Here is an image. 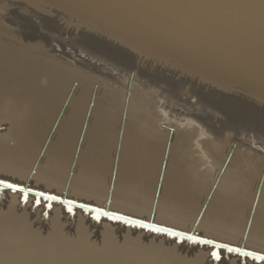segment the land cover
I'll return each mask as SVG.
<instances>
[{
  "label": "bare ground",
  "instance_id": "bare-ground-1",
  "mask_svg": "<svg viewBox=\"0 0 264 264\" xmlns=\"http://www.w3.org/2000/svg\"><path fill=\"white\" fill-rule=\"evenodd\" d=\"M69 1L103 17L117 29L151 44L159 51H167V54L169 52L180 60L188 62L192 68L214 79L215 82L223 83V80H227L232 84L248 86L264 93V0ZM57 3H61L60 0ZM45 17L48 19L47 16ZM50 34L52 35L51 32ZM51 35L47 37L49 47L50 42L54 40ZM40 38L44 39L43 43L46 41L45 37ZM61 42L65 44L64 41ZM74 42L77 43L75 40ZM101 45L98 44L95 49H86L84 44L83 49L76 47V51L81 53L80 57L79 53L78 59L70 55L75 65L72 64L73 62H68L70 65L59 64L58 59L53 61L51 58V63L55 66L54 71H51L52 78L49 77L45 85L47 95L45 101L31 99L26 113L22 112L19 125L8 134H0V180L15 184L22 183L19 185L24 188L71 201L77 199L79 195L88 194L84 199L89 197L87 200L92 199V201L77 199L75 203L102 208L106 212L178 230L204 240H212L214 244L231 246L228 242H221L223 238L215 239L216 236L218 238L227 234L228 237H238L240 240L243 239V243H237L245 246L240 248L233 245L234 247L244 249L253 246L250 247L252 249L246 248L248 249L246 251L264 255V151H262L264 150V111L260 110L259 114L255 109L256 111H253L255 114H251L253 116L245 115L248 109L244 115L238 113L239 110L234 109L235 105L231 106L232 100L239 104L234 100L235 97L222 92L220 94L198 92L199 95L194 103L188 99L180 100V97H177V87L171 84L172 81L171 83L166 81L164 76L158 73L149 74L145 71H140L139 74L131 72L130 77L145 86L147 90L141 91L135 87L137 92H132L127 86L122 85L126 82L124 72L134 67L131 58L124 53L125 51ZM58 46L52 48L56 47L57 50ZM70 46L67 45L64 49L68 50L67 54L70 52L69 54L74 55L75 51H72ZM93 57L97 63L91 61ZM9 65L11 66L10 63ZM96 70L99 72L96 73ZM65 73L73 75L74 79L77 78L78 84L65 104L63 120L56 128L42 158L44 157L46 163L51 161L65 163L67 166L68 161L73 159L76 143L81 137L80 149L69 180L64 173V170L68 169L60 164L39 167L38 170L29 173L30 162L36 157L44 138L46 128L42 121L47 117L45 107L50 102L58 105L60 101L63 103V100L67 99V97L62 98L66 94L65 89L70 78V75L68 78ZM94 83L97 84L94 93L96 97L94 96L92 106L86 114ZM126 88L129 90H125ZM190 96L188 95V98ZM246 105L244 104L245 107ZM182 108L186 110L183 114L179 113ZM240 110L244 109L240 108ZM174 115L178 117L176 121L188 116L195 122L189 120L182 123L172 122L171 117ZM84 121L86 126L81 136ZM225 130L228 131L227 136L224 135ZM203 133L209 135L206 137ZM7 139L14 141L15 144H9ZM234 142L237 148L231 147ZM242 146H245L243 151ZM218 174L221 175V181L216 179ZM40 179L46 188L43 185H34L33 182H40ZM52 184L55 185L53 190L57 187L56 191H50ZM64 187H66L65 193L61 195ZM256 198L257 200L253 201ZM35 200L36 197L30 194L25 202L21 193L0 187V264H219L220 262L242 264L246 259L249 264H264V261L229 253L227 249H216L214 244L181 240L167 233L134 227L103 216L97 221L93 219L95 213L86 212L75 205L73 211L69 213L68 205L62 203L63 200L48 201L41 198L39 205ZM252 202H256L254 210L251 209ZM49 203L51 207H48ZM202 206L204 211L201 209L202 215H198L200 219L195 215L199 222L197 221L196 227L194 225V230L188 231L187 223L192 218L196 219L193 216L194 212H199ZM141 209L146 211L151 209V213L154 212L152 217L155 218L160 215L169 220H181L178 224L185 221L186 229H183L185 228L183 224H181L182 228H178L181 226L177 223V227L170 226L169 223L168 225L160 223L162 221L158 222V218L157 222L153 218L143 219L137 216L140 211L142 212ZM250 210L253 212L247 226ZM75 215L78 219L73 221ZM171 221L175 222V220ZM97 225L102 228L95 235H91L93 232L90 233V229L94 231L93 227ZM123 225L144 231L145 235L159 237L160 240L156 238L154 240L152 237L148 241V237L144 242L145 240L142 241L129 234L119 240L114 230H119ZM199 225L203 227L199 228L201 227ZM127 229L129 231V228ZM139 233L136 234L140 235ZM208 233L215 238L209 237L211 235ZM173 240L176 245L179 243L181 246H186L194 254L185 255L179 253L180 251L177 252L175 245L169 244ZM211 250L219 252L221 255L219 261L212 257ZM232 255H238L237 262L229 261Z\"/></svg>",
  "mask_w": 264,
  "mask_h": 264
},
{
  "label": "rangeland",
  "instance_id": "rangeland-1",
  "mask_svg": "<svg viewBox=\"0 0 264 264\" xmlns=\"http://www.w3.org/2000/svg\"><path fill=\"white\" fill-rule=\"evenodd\" d=\"M57 2H59V0H56ZM56 1L54 0H0V27L2 30L5 29V27H7L4 31H2L0 29V49L1 48H5V49H1L0 50V83H1V86H0V134L1 135H5V134H8L10 132H12L20 123L21 121V117H22V112H25L27 111L28 107L30 106V102L33 100V101H40L43 100L45 101V97H47L46 93H45V85L47 83V81H49L50 78H52L51 74L52 72L51 71H54L53 70V67L55 65H53L51 63V61L53 59H58V62L59 64H69L70 62L72 63L73 59L71 58V56L73 58H79L81 53H79L78 51H76L77 48H82L84 46V48L86 49H95L97 48L98 44L99 46L102 44V45H105L110 48H115V49H119L121 51H125L124 53L128 54V56L131 58V61L132 63L134 64V67L126 70L124 72V78L126 82L122 83V85H125L127 86L130 91L132 92H137V88L135 87H138L141 91L142 90H147L145 86L143 85H140L141 83H137V81H134V79H132L130 77V74L131 72H135V74H139L141 72H147L149 74H160L162 75V77L164 76V79L166 81H169L171 84H174L176 85L177 89V97L180 99V100H189V101H192L193 103L196 101L197 99V95H199V93H207V94H220L221 92L223 94H227L228 96H231L233 95L232 97H235L234 100H237V103L239 104H236V101H231L233 105H231L232 107L235 105L234 109H236L237 111L239 110L238 113L241 112V114L244 115L245 111H247L248 109V112L245 113L246 116H253L251 114H255V112H253L255 109L256 113H259L261 111H264V106L262 104H264V93L261 92V91H258V90H255V89H252L248 86H243L241 87L238 86L239 84H232V82H228L227 80H223V83H218V82H215L214 79H210V77L208 76H205L204 74H201L199 71H197L196 69L192 68V65L189 64L188 62H185V61H182L180 60L177 56L175 57L174 55H171V53L168 52L167 54V51H162L155 47H153L151 44L145 42V41H142V40H139V39H136L126 33H124V31L122 30H119L117 29L116 27H114L110 22H108L106 19H104L103 17H100V16H97L96 14H94L93 12H91L90 10L84 8V7H81L79 6L78 4L74 3V2H71L69 0H60L61 3H57ZM69 1V2H68ZM68 2L69 5H71L70 7H68L69 5L66 4ZM66 4L64 6V4ZM7 4V5H6ZM46 5V6H45ZM75 5V7L73 6ZM2 6V7H1ZM79 8V9H78ZM10 9V10H9ZM81 9H84V10H81ZM26 10V11H25ZM79 10V11H78ZM9 12V13H8ZM22 14V15H21ZM39 14V15H38ZM94 15V16H93ZM3 16V17H2ZM22 16V18H21ZM36 16V17H35ZM38 16H40V18H38ZM48 19H46V17ZM28 17V18H27ZM42 17V18H41ZM43 17H44V20H43ZM32 18V19H31ZM91 18V19H90ZM12 19V20H10ZM28 19V20H27ZM46 19V20H45ZM53 20L52 22L50 20ZM10 20V21H9ZM21 20V21H20ZM23 22V23H20V22ZM35 21V23H34ZM44 21V22H43ZM15 22V23H14ZM25 22V23H24ZM18 23V24H17ZM20 23V24H19ZM45 23V24H44ZM50 23V24H49ZM54 24L52 26V24ZM4 24V25H3ZM17 24V26L15 25ZM22 24V25H21ZM27 24H28V27H27ZM30 24V25H29ZM35 24V25H34ZM36 24H39V25H36ZM43 24V25H42ZM7 25V26H6ZM24 25V26H23ZM42 25V26H41ZM45 25V26H44ZM49 25V26H47ZM51 25V26H50ZM110 25V26H109ZM23 26V28H22ZM31 26H34V27H31ZM37 28H36V27ZM42 28H41V27ZM21 27V28H20ZM55 27V28H54ZM109 27V28H107ZM17 28V29H16ZM20 28V29H18ZM30 28V29H29ZM33 28V29H32ZM39 28V29H38ZM54 28V29H52ZM14 29V30H13ZM52 29V30H51ZM58 29V30H57ZM99 29V30H98ZM113 29V30H112ZM11 30V31H10ZM13 30V31H12ZM23 30H28V32L26 31H23ZM39 30V31H38ZM42 30V32H41ZM51 30V31H50ZM115 30V32H114ZM6 31V32H5ZM15 31V32H14ZM32 31V32H31ZM38 31V32H37ZM45 31L47 33H45ZM56 31V32H55ZM2 32V33H1ZM5 32V33H4ZM8 32V34H7ZM11 32V33H9ZM26 32V34H25ZM37 36H40V37H45V42L43 43L44 39L41 40L40 37H37V36H34L36 35ZM45 34H44V33ZM50 32L52 33V35L50 34ZM117 32V33H116ZM4 33V36L6 38H4V36L2 35ZM24 33V34H23ZM55 33V34H54ZM8 36H7V35ZM14 34V36H13ZM24 36H23V35ZM30 34V35H29ZM32 34H34L32 36ZM41 34L43 36H41ZM54 34V36H53ZM81 34V35H79ZM2 35V36H1ZM15 35L16 38H15ZM26 35V36H25ZM47 35V36H45ZM53 36L54 37V40L50 42V47L48 46L47 44V37L48 36ZM75 35V36H74ZM11 36V37H10ZM23 36V37H22ZM30 36V37H29ZM57 36V37H56ZM2 37V38H1ZM9 37V38H8ZM14 37V38H13ZM79 37V38H78ZM84 37V38H83ZM133 39H132V38ZM24 38V40H23ZM30 40H29V39ZM35 38V39H33ZM40 38V39H39ZM80 38L82 40H80ZM7 39H9L7 41ZM22 41H21V40ZM26 39L28 40L26 41ZM33 39V40H31ZM63 39V40H62ZM78 39V41H77ZM101 39V40H100ZM135 39V40H134ZM68 40V41H67ZM73 40V41H72ZM74 40L77 42L75 43ZM88 40V41H87ZM132 40V42H131ZM5 41V42H4ZM12 41V42H11ZM14 41V42H13ZM17 41V42H16ZM32 41V42H31ZM34 41V42H33ZM36 41H39V42H36ZM41 41H42V45L41 46ZM61 41H64L65 44H62ZM80 41V42H79ZM87 41V42H86ZM99 41V42H98ZM107 41V42H106ZM19 42V43H18ZM24 42V43H23ZM67 42V44H66ZM109 42V43H108ZM141 42V43H140ZM5 43V45H4ZM13 43V44H12ZM16 45H15V44ZM31 43V44H30ZM33 43V44H32ZM87 43H88V46H87ZM91 43V44H90ZM145 43V44H144ZM2 44V46H1ZM22 44L24 46H22ZM26 44V45H25ZM39 44V45H38ZM77 44V45H76ZM84 44V46H83ZM124 44V45H123ZM29 45V46H28ZM32 45V46H31ZM35 47H34V46ZM56 45H59L57 47V50H56V47L53 49L52 46H56ZM67 45H71L72 48L74 46V48L71 50L72 51H75L73 52V54H67L68 50L67 49H64L65 46L67 47ZM101 45V46H102ZM110 45V46H109ZM9 46V47H8ZM28 46V47H27ZM70 46V47H71ZM90 46V47H89ZM133 46V47H132ZM138 46V47H137ZM16 47V48H15ZM32 47V48H30ZM42 47V48H41ZM77 47V48H76ZM123 47V48H122ZM125 47V49H124ZM153 47V49H152ZM11 48V49H10ZM37 48V49H35ZM69 48V47H68ZM39 49V50H38ZM5 50V51H4ZM10 50V51H9ZM12 50V51H11ZM16 50V51H15ZM32 50V51H31ZM48 50V51H46ZM59 50V51H58ZM67 50V51H65ZM70 50V51H71ZM156 50V51H155ZM36 51V52H35ZM44 51V52H43ZM61 51V52H60ZM9 52V53H8ZM15 54H14V53ZM24 52V53H23ZM47 52V53H46ZM161 52V54H160ZM11 53V54H10ZM27 53V55H26ZM33 53V54H32ZM36 53H37V56H36ZM42 53V55H41ZM46 56H44V54ZM57 53V54H56ZM65 55H64V54ZM79 53V55H78ZM165 53V54H164ZM51 54V55H50ZM35 55V56H34ZM49 55V56H48ZM54 57H53V56ZM56 55H58L56 57ZM67 55V56H66ZM69 55V56H68ZM71 55V56H70ZM77 55L79 57H77ZM164 55V56H163ZM8 56V57H7ZM42 56V57H41ZM63 56V57H62ZM76 56V57H75ZM173 56V57H172ZM9 59H7V58ZM19 57V58H18ZM35 57V58H34ZM60 57V58H59ZM24 58V59H23ZM46 58V59H45ZM52 58V60H51ZM63 58V59H62ZM170 58V59H169ZM175 58V60H174ZM13 59V60H12ZM18 59V60H17ZM21 59V60H19ZM31 59V60H30ZM42 59V60H41ZM67 59V60H66ZM75 59V60H77ZM4 60V61H3ZM8 61V64L7 61ZM25 60V62H24ZM39 62H37V61ZM65 60V61H64ZM134 60V61H133ZM170 62H169V61ZM18 61V62H17ZM20 61V62H19ZM41 61V62H40ZM50 61V62H49ZM54 61V60H53ZM67 61V62H66ZM91 61L92 62H96L97 63V60L93 57L91 58ZM16 62V63H13ZM43 62V63H42ZM49 62V63H48ZM57 62V61H56ZM69 62V63H68ZM176 62V63H175ZM9 63L11 64V66L9 65ZM36 63V64H35ZM54 63V62H53ZM75 62H73L72 64H74ZM164 63V64H163ZM179 63V64H177ZM186 66H185V64ZM155 64V65H154ZM177 64V65H176ZM181 64V65H180ZM17 65V66H16ZM22 65V66H21ZM70 65V64H69ZM75 65V64H74ZM136 65V66H135ZM7 66V67H6ZM38 66V67H36ZM40 66H43V67H40ZM11 67V68H9ZM15 67V68H14ZM34 67V68H33ZM52 67V68H50ZM150 67V68H149ZM167 67V68H166ZM170 67V68H169ZM185 67V69H184ZM17 68V69H16ZM25 68V69H24ZM29 68V69H28ZM39 70H37V69ZM144 68V69H143ZM155 68V69H154ZM158 68V69H156ZM162 68V69H161ZM174 68V69H173ZM180 68V70H179ZM193 70H191V69ZM9 69V71L7 70ZM32 69V70H31ZM43 69V70H42ZM148 69V70H147ZM154 69V70H153ZM176 69V70H175ZM13 70V71H12ZM29 70V71H28ZM35 70V72H34ZM48 70V71H46ZM159 70V71H157ZM165 70V71H164ZM172 70V71H171ZM184 70V71H182ZM186 70V71H185ZM195 70V71H194ZM32 71V72H31ZM97 71V70H96ZM95 71V72H96ZM141 71V72H140ZM156 71V72H155ZM168 71V72H167ZM37 72V73H36ZM51 72V73H50ZM59 72V71H58ZM99 71H97L96 73H98ZM162 72V73H161ZM174 72V73H173ZM182 72V73H181ZM28 75H27V74ZM173 73V74H172ZM179 73V74H178ZM188 73V74H187ZM192 73V74H190ZM194 73V74H193ZM200 73V74H199ZM32 74V76H31ZM176 77H175V75ZM186 74V75H185ZM21 75V76H20ZM38 75V76H37ZM44 77H43V76ZM65 75L69 78V75H70V78L69 80L67 81V88L65 89L66 90V94L65 96H63L62 98L64 97H67L66 101L63 100V103L65 101V103H61V101L59 102L58 105H53V103L50 102V104L45 107L46 110H45V114H46V118L45 120H43L42 122L44 127L46 128L45 129V132H44V138L42 140V143L40 145V147L38 148V152L36 154V157L31 160L30 162V171L29 173H32V171H36L39 169V167H44V166H50V165H56V164H60V165H63L64 167L66 166L65 163H55V162H51L49 161L48 163H46L44 161V157L42 158V155L44 156V152L47 148V145L50 143L53 135H54V132L56 131V128L58 127V125L60 124V122L63 120V117H64V114H65V109H66V102L68 101V99L72 96L73 94V90L76 89L77 87V78L74 79V76L71 75V74H66ZM166 75V76H165ZM177 75H180V76H177ZM204 77H203V76ZM29 76V77H28ZM36 76V77H35ZM174 76V77H173ZM201 76V77H200ZM12 77V78H11ZM32 79H31V78ZM41 77V78H40ZM50 77V78H49ZM139 77V76H138ZM169 77V78H168ZM180 77V78H179ZM184 77V78H182ZM197 79H195V78ZM206 77V78H205ZM7 78V79H6ZM200 78V79H199ZM74 79V80H72ZM175 79V80H174ZM181 79V80H180ZM184 79H185V83H184ZM189 81H188V80ZM192 79V81H191ZM3 80V81H2ZM11 80V81H10ZM28 80V81H26ZM37 80V81H36ZM42 80V81H41ZM174 80V81H173ZM180 80V81H179ZM221 80V79H219ZM36 81V82H35ZM39 81V82H38ZM74 81V82H73ZM191 81V82H190ZM199 81V82H198ZM4 82V83H3ZM7 82V83H6ZM20 82V83H19ZM41 82V83H40ZM175 82V83H174ZM185 84H183V83ZM18 83V84H17ZM27 83V84H26ZM44 83V84H43ZM71 83V84H70ZM180 83V84H178ZM191 83H193L191 85ZM231 87H230V85ZM20 84V85H19ZM170 84V85H171ZM211 84V85H210ZM225 84V85H224ZM5 85V86H4ZM33 85V86H32ZM206 85V86H205ZM228 85V86H227ZM233 85V87H232ZM17 86V87H16ZM28 86V87H27ZM42 88H41V87ZM189 86V87H188ZM217 86V87H216ZM26 87V88H25ZM31 87V88H29ZM70 87V88H69ZM96 87H97V84L94 83L93 86H92V97H90V102H89V107L87 109V112L86 114H88V111H89V108L92 106V101L94 99V93L96 92ZM175 87V86H174ZM187 87L189 88L187 90ZM206 87V88H205ZM215 87V88H214ZM237 88V90L235 88ZM244 87V88H243ZM250 89H248V88ZM3 88V89H2ZM5 88V89H4ZM194 88V89H193ZM202 90H201V89ZM205 88V89H203ZM242 88V89H241ZM246 88V89H245ZM7 89V90H6ZM34 89V90H32ZM129 89H125V90H129ZM206 89H209V90H206ZM211 89V91H210ZM239 89V90H238ZM5 90V92H4ZM18 90V91H17ZM26 90V91H25ZM183 90V91H182ZM180 91V93H179ZM236 91V92H235ZM249 91V93L247 92ZM255 91V92H253ZM19 94H18V93ZM30 92V94H29ZM39 92V93H38ZM193 92L190 96V93ZM199 92V93H198ZM217 92V93H216ZM43 93V94H42ZM186 93V94H185ZM189 93V94H188ZM197 93V94H196ZM244 93V94H242ZM252 93V94H251ZM263 95H262V94ZM239 94V95H237ZM260 94V95H259ZM188 95L190 96L188 98ZM193 95V96H192ZM259 95V96H258ZM5 98H4V97ZM243 96V97H242ZM247 98H246V97ZM18 97V98H17ZM96 97V96H95ZM241 97V98H240ZM259 97V98H258ZM36 98V99H35ZM44 98V99H43ZM261 98V99H260ZM32 99V100H31ZM48 99V98H47ZM257 99V100H256ZM18 100V101H16ZM28 100V101H27ZM230 100H231V97H230ZM263 100V101H262ZM169 101V100H166V102ZM240 101V102H239ZM27 102V103H26ZM254 104H253V103ZM22 103V104H21ZM41 103V102H40ZM47 103V101H46ZM161 103V102H160ZM235 103V104H234ZM242 103H244L246 105V107L244 106V104L242 105ZM249 103V104H248ZM252 103V104H251ZM26 104V105H25ZM162 104V103H161ZM164 104V103H163ZM251 104V105H250ZM3 105V106H2ZM169 104H166V106H168ZM240 105V106H239ZM251 107H250V106ZM236 106H239L240 108L244 109V110H240L239 107H236ZM252 106H255L254 109H252L253 107ZM260 106V107H259ZM4 107V108H3ZM160 107V105H159ZM249 107L251 108V110L249 109ZM9 108V109H8ZM21 108V109H20ZM65 108V109H64ZM238 108V109H237ZM246 108V109H245ZM259 108V109H258ZM168 109V108H166ZM261 110V111H260ZM166 111V110H165ZM185 109H180L179 113L181 112L182 114L185 113ZM251 111V112H250ZM10 112V113H9ZM177 113V114H179ZM6 114V116L4 115ZM20 114V116H19ZM10 115V116H8ZM12 115V116H11ZM180 116V115H179ZM12 117V118H11ZM182 117V116H181ZM14 118V119H13ZM19 119V120H18ZM176 119L178 120V117H175V115L173 117H171V121L172 122H186L187 120H189V122H195L193 119L191 118H188V116H184L182 120H179V121H176ZM17 124H15L14 123ZM7 123V124H6ZM4 124V125H3ZM10 124V125H9ZM9 125V127L7 126ZM13 125V126H12ZM54 126V127H53ZM86 126V123L84 121V124L82 126V132H81V136L83 134V130ZM53 128V129H52ZM183 128V127H181ZM202 128V126H201ZM4 131V132H3ZM6 131V132H5ZM49 132V133H48ZM224 132V135L227 136L228 135V131L225 130L223 131ZM204 136H208L209 134L208 133H203ZM8 143L9 144H15L14 141L12 140H8ZM80 142H81V137L80 139H78V142L76 143V149L74 151V156H73V159L69 160L68 161V164L66 166V168L68 169L67 171L64 170V173L67 174V178L68 180L71 178L72 176V172H73V167L75 166V163H76V159H77V155H78V151L80 149ZM232 148L235 147L237 148V144L232 143ZM243 147V148H242ZM241 149L242 151L244 150L245 146H242ZM264 151V150H262ZM37 162V163H36ZM37 166V167H36ZM32 169V170H31ZM71 174V175H70ZM216 179L218 181H221V175L218 174ZM40 182H33L34 185H43V182H41V179L39 180ZM44 181V183H46L45 180H42ZM40 183V184H39ZM19 184H22V183H19ZM55 185H50V188L52 190H49L50 191H56V188L55 190L54 187ZM43 187H45L43 185ZM36 188H39V187H36ZM46 188V187H45ZM66 187H64L63 189V192L60 193L61 195H63L65 193V189ZM110 192H112V190L110 189ZM87 196L88 194H83L82 196H78L77 199H82V200H86L87 202L88 201H92L91 200H87V199H84L86 197L84 196ZM70 197H73V196H70ZM256 197V195L254 196V198ZM90 198H94V197H90ZM76 198H74L73 200L76 201L77 200ZM257 198L253 201H256ZM114 203V202H112ZM116 205H118V203H115ZM256 205V202H252V208L254 210V207ZM254 205V206H253ZM151 208V206H150ZM152 208H154L152 206ZM204 211V206H202L199 210V212L197 211L194 212V217L195 215H197L196 217L198 219H200V217L198 216L200 214V216L202 215V210ZM142 212L140 211L139 213L140 214H137V216L143 218V219H149V220H158V222L161 220L162 222L160 223H166V225H168V223L170 224V226H175L177 227V225H180L183 224V226L186 225V222L184 223L182 221L181 224H178L180 223L179 221L181 220H177V219H171V220H175V222L169 220L167 217L165 218V216L161 217L160 215H157L158 219L155 218V217H152L154 216V212L151 213V209H147L148 211H146V209H141ZM150 210V211H149ZM123 211V210H121ZM201 211V212H200ZM124 212V211H123ZM251 212V213H250ZM249 214H251L246 223L248 221H251V216H252V212L250 210ZM126 213V212H125ZM137 213V212H136ZM147 213V214H146ZM151 213V214H149ZM130 214H134V213H130ZM135 215V214H134ZM150 215V217H149ZM195 217V218H196ZM192 218V220L187 223V225L189 226V229H192L194 230V225L196 227L197 223L199 222L198 220ZM78 219L77 218V215H75L73 217V221H76ZM166 219V220H165ZM168 219V220H167ZM194 219V220H193ZM164 220V221H163ZM196 221V222H195ZM198 221V222H197ZM157 222V221H156ZM172 225H171V223ZM190 222H191V225H190ZM101 223H104V222H101ZM177 223V225H176ZM193 224V225H192ZM186 225V226H187ZM249 225V222L247 224V226ZM128 226V227H127ZM183 226L179 227L178 228H182ZM186 226L185 228L183 227V229H186ZM201 226V225H199ZM116 227V226H115ZM129 228V231H127ZM203 226L199 227V228H202ZM94 231H92V229H90V233H92L91 235H95L98 231H100V229L102 228V226H98L97 227H93ZM130 227L129 225H126V226H122L119 230H114V234H116L115 236L118 237L119 240H121V237L125 236V235H133V236H136L138 238H140L142 241L146 242L148 239V241H150L152 238L151 235H145L144 231H141V230H135V229H131L132 231H130ZM190 230V232L192 231ZM126 231V233H125ZM139 233L140 235L136 234V233ZM124 233V234H123ZM132 233V234H131ZM200 233V232H199ZM122 234V235H121ZM201 234V233H200ZM118 235V236H117ZM121 235V236H120ZM208 235H211L209 237H212L213 239L215 238L214 235L212 234H209ZM206 235V236H208ZM227 235V234H226ZM226 235H222V236H216L215 239H221V238H225L224 240L221 239L222 241L221 242H228V244H230L231 246H240L241 247H244L245 245H242V244H238L237 242L239 243H243V239L240 240V238L238 237H232V236H229L227 235V238H226ZM224 236V237H223ZM149 237V238H148ZM220 237V238H219ZM98 237H95V239H97ZM148 238V239H147ZM160 240L159 237H153L152 239L155 240ZM230 238V239H229ZM233 238L235 240H233ZM147 239V240H146ZM232 239V240H231ZM238 239V240H237ZM232 243H231V242ZM235 243H234V242ZM230 242V243H229ZM172 243L175 247V250L178 252L180 251L179 253H182V254H185V255H189L191 253L194 254V252H190L189 248H187L186 246H181L179 243H177L176 245V242L173 240V241H170L169 244ZM237 243V244H236ZM171 245V244H170ZM250 247H253V246H248V247H245L244 249L245 250H248V249H252ZM248 248V249H246ZM243 249V248H242ZM254 249V248H253ZM188 250V251H187ZM182 251V252H181ZM183 251H186L183 252ZM212 252L214 250H211ZM238 255H232L231 256V259L229 261L231 262H237L238 261ZM251 258V257H250ZM235 259V260H234ZM237 259V260H236ZM219 264H223V263H219ZM242 264H249V261L246 259L244 260V262Z\"/></svg>",
  "mask_w": 264,
  "mask_h": 264
},
{
  "label": "snow or ice",
  "instance_id": "snow-or-ice-1",
  "mask_svg": "<svg viewBox=\"0 0 264 264\" xmlns=\"http://www.w3.org/2000/svg\"><path fill=\"white\" fill-rule=\"evenodd\" d=\"M0 187L5 188V189H10L14 193H21L22 199L25 202H27L29 195L32 194L36 197L35 203L37 205H39L41 203V198H44L48 201H53V200L59 199V197H57V196H49L47 193H44V192H33V190L30 188H24L19 184L10 183L6 180H0ZM62 203H65L68 205L67 210L69 213H71L73 211L74 205L76 207L84 209L86 212L95 213V215L93 216V219H95L97 221H99L100 218L103 216V217H107L109 220H113V219L119 220V221H122L124 223L130 224L134 227L146 228L150 231H154L157 233H167L169 236L179 237L181 240L187 239L193 243L209 244V245L214 244V241H212V240H204V239H201L200 237H197V236L186 235L185 233H182V232L173 231L172 229L158 227V226L153 225V224H145L141 220H132V219L125 217V216L117 215L115 213L106 212L102 208H90L89 205H85V204L76 205L75 201H62ZM48 207H51L50 203H49ZM214 247L216 249H227V251L229 253H237L240 256L251 257L254 260L264 261V255H259L257 253L244 251V250L239 249V248L229 247L228 245H224V244H214ZM211 255L217 261H219L221 259V255L219 254L218 251H213Z\"/></svg>",
  "mask_w": 264,
  "mask_h": 264
},
{
  "label": "water",
  "instance_id": "water-1",
  "mask_svg": "<svg viewBox=\"0 0 264 264\" xmlns=\"http://www.w3.org/2000/svg\"><path fill=\"white\" fill-rule=\"evenodd\" d=\"M33 192H40V191H37V190H33ZM48 194V193H47ZM49 196H55V195H52V194H48ZM57 197H59V196H57ZM58 200H60V201H71V200H68V199H62V198H60L59 197V199ZM76 205H79V204H81V203H75ZM90 208H93L92 206H90ZM122 216V215H121ZM128 218H130V219H132V220H138V219H135V218H131V217H128ZM145 224H148L147 222H144ZM156 226H158V227H160L159 225H156ZM173 231H176V232H180V231H178V230H173ZM183 233V232H182ZM186 235H190V234H186ZM192 236H194V235H192ZM224 245H227V244H224ZM229 246V245H228ZM229 247H233V248H237V247H234V246H229ZM242 250H244V249H242ZM244 251H246V250H244ZM259 255H261V254H259Z\"/></svg>",
  "mask_w": 264,
  "mask_h": 264
}]
</instances>
